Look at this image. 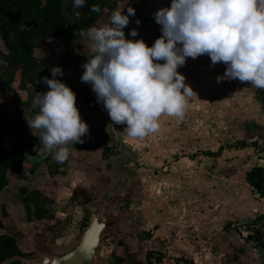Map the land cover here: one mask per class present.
Listing matches in <instances>:
<instances>
[{"label": "crops", "instance_id": "obj_1", "mask_svg": "<svg viewBox=\"0 0 264 264\" xmlns=\"http://www.w3.org/2000/svg\"><path fill=\"white\" fill-rule=\"evenodd\" d=\"M21 1L31 5V0ZM104 1L107 3V7L102 10L101 17L95 26L101 27L109 23L113 11L119 10L126 14L127 8L133 7L136 10L135 15L129 17L130 22L123 29L125 38L129 40L143 39L149 47L162 35L161 26L156 23L153 14L161 8L170 7L172 2V0ZM43 3L45 4V0ZM22 12L21 8L9 11L5 21L16 19L22 15ZM41 19L36 23H40ZM137 19L141 21L140 24L136 23ZM31 27L22 25L18 31L10 34L11 41L20 52L19 62L43 59L53 67L60 66L63 70V75L60 77L66 82V85L73 87L72 90L76 94V105L81 118L89 126V132L82 137L84 143L69 142L66 145L69 154L63 162L55 161L52 155L45 160H38L46 153L40 144L41 130L35 129L34 135L28 127L27 119H31L38 112V108L31 105L35 94L46 93L50 90L43 83V77L53 78L51 68L47 64L46 66L36 65L20 69L8 68L11 54L0 34V146L8 147L20 134L24 135L26 140L25 144H22L23 142L20 140L15 144L23 157V162L8 168V183L0 190V241L15 239L17 247L25 255L24 260L33 259L36 264H40L35 258L36 255L52 258L54 255L63 254L73 248L89 225L87 217L93 211H99V208L102 210L109 206L111 213L117 214L118 221L123 219V222L110 223L111 234L102 241L98 264L103 262L105 254L108 255L109 262L112 257L121 262L124 257L132 259L134 248L137 245L140 246L138 249L140 252L153 251L155 249L149 247L151 240L159 235L163 237L165 228L161 225V220L163 221L165 212H160L162 209L158 207L151 209L147 204L153 193L157 194L162 191L161 187L165 180L181 181L180 174L188 188L184 185V191H178L172 197L173 199L169 200L171 208L175 209L176 207L177 211L176 213L172 212V221L179 219V214H183L181 219L189 221L192 226L189 227V230L183 229L184 231H178L177 227H172L175 230L172 233L176 240L173 244L180 246L181 243H184L181 239L188 238L189 232L195 233L198 228L200 230L199 240L189 238L191 241L188 240L184 245L189 247L188 251H191L190 246L199 245L201 240L204 241V244L212 243L213 228L220 229L219 238L223 236L222 234H229L230 232L225 228V225L228 224L231 226V231L240 230V233L237 234L248 244L253 256L252 264H255V255L248 241L242 236V231H245L256 217L264 213V202L256 203V197L260 193L246 180L247 173L242 179H235L234 175L224 174L225 181L220 180L225 194L222 197L224 199L222 204L215 208L203 206L197 210L202 216L197 217L196 213L192 212L195 208L192 209L191 205L196 200L195 196H198L195 194L197 189L194 184L201 178L200 171L196 170V162L200 161H194V158L184 156L185 158L183 157L181 160L163 161L149 165L143 161L141 155L138 156L137 151L135 152L137 155L127 151L125 153L124 145L129 146V143H126L128 142L127 132L124 128L126 125L114 124L102 102L97 101L96 94L92 91L90 84L81 82L80 77L84 71L81 66L88 61L89 55H91V41L87 38V29L80 32L81 38L69 46L74 52L72 58L67 59V47L56 38L35 41L36 47L32 52L25 51L21 46H18L19 33ZM132 29L138 30L137 36L132 37L129 34ZM82 33L84 34L82 35ZM158 62L164 63L162 60ZM225 68L226 65L220 62L212 66L210 57L206 54L195 59L186 58L185 64L177 69L185 76V83L190 85L194 91L188 98L185 113L195 110L198 106L206 105L205 103L212 100H225L226 93L217 94V90L216 93L213 91L220 87V84L223 86L228 84L227 79L223 82L217 81V76L224 73ZM6 119L12 121L9 128L11 134L5 131L8 122ZM17 119H22L25 122L24 131L15 126L14 122ZM177 119L178 122H181L180 118ZM119 136L126 138L122 146H119L122 144ZM114 139H117L119 144L113 143ZM105 150H108V153H105ZM35 160L39 162H33ZM152 170L153 174L150 173ZM169 175L171 179H169ZM228 178L232 183L230 185L227 183ZM126 179L130 184H123V186L121 181ZM202 186L201 190L205 191V180ZM246 189L254 192L256 197L254 199L246 197ZM119 200L120 202H118ZM136 201L141 203V208L137 209L138 206H135L126 212L116 208L118 203L124 202L130 205L131 202ZM180 203H184V206L181 207ZM181 208H185L184 211L180 210ZM191 213L195 217L190 215ZM138 217L141 218V222L138 225H132L131 222ZM152 219L155 220L153 224H151ZM143 233L152 235L150 241L148 239L139 241L140 234ZM131 239L135 241L133 242ZM106 240L107 242L111 240L110 245L104 246ZM214 240H218V238ZM183 251L184 249L181 250V252ZM191 254H188L189 260L196 264L199 259L196 258L194 248ZM176 256L179 258L180 255ZM164 257L165 255L159 264H162ZM24 262L26 263V261ZM24 262L23 264H25Z\"/></svg>", "mask_w": 264, "mask_h": 264}, {"label": "clouds", "instance_id": "obj_2", "mask_svg": "<svg viewBox=\"0 0 264 264\" xmlns=\"http://www.w3.org/2000/svg\"><path fill=\"white\" fill-rule=\"evenodd\" d=\"M85 3L73 0L75 19L80 16L75 9ZM90 10L101 11L96 4ZM135 11L133 7L126 14L113 11L109 23L87 29L91 55L82 64L80 77L90 84L110 120L126 125L129 137L155 132L162 115L183 117L194 92L177 70L186 58L206 54L212 66L226 65L218 82L238 79L264 89V0H172L170 7L153 14L162 35L151 47L143 39L125 38L123 29ZM129 34L135 37L138 30ZM51 75L43 77L50 90L36 93L31 101L38 112L27 124L34 135L35 129L41 130L43 150L63 162L69 154L66 145L84 143L89 126L81 118L75 92L55 78L63 75L62 68H51Z\"/></svg>", "mask_w": 264, "mask_h": 264}, {"label": "rangeland", "instance_id": "obj_3", "mask_svg": "<svg viewBox=\"0 0 264 264\" xmlns=\"http://www.w3.org/2000/svg\"><path fill=\"white\" fill-rule=\"evenodd\" d=\"M220 85L213 91L216 93L217 90V94L226 93L224 101L212 100L209 103H205L206 105L198 106L191 112H184L183 117L180 118L181 122H178V119L174 117L161 116L158 121L159 127L155 132L149 133L143 138H132L127 135L128 142L126 143H129V146L124 145L125 153L127 151L135 154L137 151L139 153L138 156L141 155L143 161L149 165H155L163 161L181 160L184 156L194 158V161H200L196 162V170L197 172L198 170L200 171V181L202 182L197 180L198 182L194 184L197 189L195 194L198 196H195L196 200L191 205L192 209L193 207L195 208L192 212L196 213L199 218L202 214L197 210L203 206L215 208L222 204L224 200L222 197L225 194L223 193L224 190H222V184H220L222 182L220 180L225 181L226 177L224 174H231L235 176V179H242L252 167L258 165L264 167V89L251 88L248 82H241L238 79L228 80L227 88L222 84ZM126 138L120 137L122 144H119L117 139H114L113 143H118L119 146H122ZM130 145L133 147L130 148ZM153 172V170L150 171L152 174ZM169 173L171 174L172 172ZM168 177L171 179L170 175ZM179 177H181L179 182L165 180L163 182L164 186L162 185L161 187L162 191L157 194L156 192L153 193L147 204L151 209L158 207L162 209L160 212H165L163 221L161 220L165 233L163 237L159 235L151 240V245L149 246L155 250L140 252L138 251L140 246L137 245L132 254V262H130V258L126 259L125 257L123 259L124 262L119 261L115 257H112L111 262H109L107 259L108 255L105 254L103 262L99 264H159L156 258L161 254L160 251L164 252L162 253L163 256L165 255L162 264H195L189 260L190 256L188 255H192L191 251L193 248L197 255L196 258L199 259L196 264H252L253 256L251 250L248 244L237 234L240 233V230L231 231V226L228 224L225 225V228L230 232L229 234H222L223 236L219 238L221 235L220 229L213 228L212 243L204 244V241L201 240L199 245L190 246L191 251H188L189 247L184 245H186L188 240H199L200 230L198 228H196L195 233L193 231L192 233L191 231L189 232L188 235L190 237L181 239L184 243H181L180 246L173 244L176 240L172 233L175 230L172 227H177L178 231H184L183 229L189 230V227L192 226L189 221L181 219L183 214H179V219L172 221V212L176 213L177 211L175 210L176 207L175 209L171 208L169 200L173 199L172 197L178 191L182 192L181 190H183L185 185L184 178L180 174ZM228 179V185L232 184L230 178ZM231 179L233 180V178ZM204 180L206 183L205 191L201 190L203 189ZM128 183L127 179L121 181L122 185H127ZM185 186L187 187L188 185L186 184ZM174 191L176 192L172 193ZM245 196L253 197V199L256 197L255 193L248 189L245 190ZM262 199H264V195L259 194L256 197V203L261 204L264 202ZM137 201L131 202L130 205L124 202L118 203L116 208L122 212H126L129 208H135V206H138L137 209H139L141 208V203ZM180 205L183 207L184 203H180ZM184 209L181 208L180 210L184 211ZM97 213L101 214L109 225L110 223L123 222V219L118 221L119 217L117 214L111 213L109 206L102 208V210L99 208ZM190 215L194 216L192 213ZM87 219L90 222L91 215ZM140 222L141 218L138 217L131 224L138 225ZM154 222L155 220L152 219L151 224ZM110 234L109 229L103 235L102 240L106 239ZM151 238V234L143 233L142 235L140 234L139 241L142 242L147 239L150 241ZM216 238L218 240H214ZM131 240L135 241L134 239ZM110 241L107 242L106 240L104 246L110 245ZM101 246L102 243L98 251H100ZM183 249L184 251L181 252ZM151 252L154 254L150 260L149 255ZM176 255H180L179 258ZM98 258L99 252L97 253L95 264H98Z\"/></svg>", "mask_w": 264, "mask_h": 264}, {"label": "trees", "instance_id": "obj_4", "mask_svg": "<svg viewBox=\"0 0 264 264\" xmlns=\"http://www.w3.org/2000/svg\"><path fill=\"white\" fill-rule=\"evenodd\" d=\"M12 0H0V12L2 7ZM99 5L100 12H92V5ZM107 7L104 0H86L83 7L75 9L80 12L78 19L73 17V0L64 2L63 0H31V5L12 3L4 10L6 17L9 11L15 8L23 10L22 15L16 19L5 21L9 34L18 31L22 25L32 26L18 35V46L26 49L36 47L35 41L44 39H57L64 43L67 47L66 57L72 58L74 50L70 49V45L81 38L80 31L86 30L89 27L95 26L101 17V12ZM1 16V14H0ZM40 18L41 22L36 23ZM6 20V18H5ZM76 22V25H73ZM79 31V33H78ZM18 140L22 144L26 143L24 135L20 134L8 146H0V190L8 183L7 171L8 168L18 165L23 162L19 150L15 147ZM108 153V150H105ZM246 180L260 194H264V167L254 166L247 172ZM154 253H150L149 258H153ZM25 255L17 247L16 240L11 238L0 241V264H36L32 259L24 260ZM163 258L162 253L156 260L160 262ZM23 260V261H22Z\"/></svg>", "mask_w": 264, "mask_h": 264}, {"label": "water", "instance_id": "obj_5", "mask_svg": "<svg viewBox=\"0 0 264 264\" xmlns=\"http://www.w3.org/2000/svg\"><path fill=\"white\" fill-rule=\"evenodd\" d=\"M0 31L3 34V39L5 44L13 54V58L10 64L11 66H13L18 55L17 51L13 47L11 41L9 40L7 29L3 25V23L0 24ZM40 62L41 61L21 63L17 65L16 68L31 67ZM42 62L47 64L50 68H53V66L48 62L46 61H42ZM56 79H59L62 82L66 83L60 76H57ZM70 88L73 89V87ZM7 121L8 122H7V126L5 127V131L11 134L9 128L11 127L12 121L9 119ZM14 124L21 131L25 130V122L22 119H17L14 122ZM50 155L51 154L49 153H45L38 160L39 161L45 160L48 157H50ZM39 161L35 160L33 162H39ZM109 229H110V225L106 222L103 216L101 214H98L97 211H93L91 214L89 225L87 226L80 240L73 248H71L70 250L66 251L63 254L54 255V257L52 258H49L44 255H36L35 258L37 259V261H39L40 264H95L97 259V253L99 252L98 248L100 247L103 241L102 237Z\"/></svg>", "mask_w": 264, "mask_h": 264}, {"label": "built area", "instance_id": "obj_6", "mask_svg": "<svg viewBox=\"0 0 264 264\" xmlns=\"http://www.w3.org/2000/svg\"><path fill=\"white\" fill-rule=\"evenodd\" d=\"M242 236L248 241L255 255V264H264V213L256 217Z\"/></svg>", "mask_w": 264, "mask_h": 264}, {"label": "flooded vegetation", "instance_id": "obj_7", "mask_svg": "<svg viewBox=\"0 0 264 264\" xmlns=\"http://www.w3.org/2000/svg\"><path fill=\"white\" fill-rule=\"evenodd\" d=\"M64 2H70V0H63ZM12 3H17V4H25V2L24 1H21V0H12V1H9L6 5H4L3 7H2V10H1V12H0V14H1V18H0V24L1 23H3V25L6 27V29H7V26H6V23H5V16H4V10L8 7V5H10V4H12ZM80 13V12H79ZM73 25H76V22H73ZM84 31V30H83ZM7 32H8V29H7ZM80 32H82V31H80ZM78 33H79V31H78ZM0 34H1V36H2V40H3V42H4V39H3V34H2V32L0 31ZM8 37H9V40L11 41V39H10V34H9V32H8ZM46 39H44V41H45ZM41 41H43V40H41ZM5 43V42H4ZM11 43H12V45H13V47L16 49V51H17V58H16V61L14 62V65L13 66H11L10 64H11V60H12V58H13V54H12V52L10 51V49L7 47V45L5 44V46L7 47V49L9 50V52H10V54H11V58H10V60H9V63H8V68H11V69H20V68H16V66L17 65H19V64H21L20 62H19V56H20V52H19V50H18V48L16 47V45L11 41ZM21 48H23V49H25V51H29V52H32V50L33 49H26V48H24V47H21ZM37 61H41L40 63H38V64H36V65H39V66H46V64L44 63V62H42V61H45V60H43V59H36V60H33V61H26V62H22V63H29V62H37ZM36 65H34V66H36ZM15 66V67H14ZM123 261V260H122ZM124 262V261H123ZM130 262H132L131 261V259H130Z\"/></svg>", "mask_w": 264, "mask_h": 264}]
</instances>
